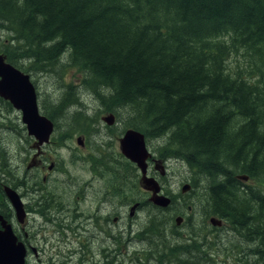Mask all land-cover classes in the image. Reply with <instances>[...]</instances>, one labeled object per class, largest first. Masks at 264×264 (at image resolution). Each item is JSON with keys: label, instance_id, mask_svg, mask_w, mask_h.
<instances>
[{"label": "trees", "instance_id": "trees-1", "mask_svg": "<svg viewBox=\"0 0 264 264\" xmlns=\"http://www.w3.org/2000/svg\"><path fill=\"white\" fill-rule=\"evenodd\" d=\"M2 31L7 63L44 72L68 52L86 87L108 90L97 94L107 112L123 108L137 119L128 128L165 138L168 158L207 180L210 215L255 243L250 257L264 264V193L238 179L264 185V0H0ZM237 53L259 69L261 87L225 74ZM151 209L139 239L161 243L166 223ZM176 244L145 258L164 264L169 247L168 256L183 255L176 264H198L196 242Z\"/></svg>", "mask_w": 264, "mask_h": 264}, {"label": "rangeland", "instance_id": "rangeland-1", "mask_svg": "<svg viewBox=\"0 0 264 264\" xmlns=\"http://www.w3.org/2000/svg\"><path fill=\"white\" fill-rule=\"evenodd\" d=\"M7 37L6 32H0V42L6 44ZM250 60L242 56L241 53L232 54L226 61L227 69L225 74L232 79L242 77L248 84L261 87L263 80L260 81L259 69H256ZM22 63L27 67L28 61L25 60ZM21 71L30 76L31 82L36 89L40 113L43 115L48 113L56 121L57 129L54 131L51 139L52 146L49 159L53 160L56 156L67 158L66 151L57 148L61 145L75 147L77 155H73L72 153V158L68 162V165L74 168L73 172L76 178H87L89 174L87 168H90V165L83 163L85 161L83 157H86L89 152L95 154L94 152L96 150L108 156L109 168L112 169L117 163L118 167L122 169L123 178L126 177L125 181H123V194L119 197L124 206L122 210L123 219L116 225L114 233L111 234V236L117 237V232H122L120 234L121 239L117 237L121 247L116 249L115 243L111 239L107 240L106 244H104L107 247L106 264H159V261L154 257H150L149 259L145 258L147 252L152 253L150 250H153L156 244L163 243L167 247L180 243V241H184L187 244L189 240L197 244L194 260L198 264L255 263V259L250 257V250L254 247L255 243L253 245V243L248 242L246 237L238 233L225 220L223 221V226L219 229L209 224V218L212 215H210L206 202L205 188L207 180L193 173L182 161L172 158L169 159L167 153H164L162 150V147L166 145L165 138L146 140V145L152 154V158L165 166V175L161 177L156 171V178L154 177L161 185V193L165 196H170L172 202L175 201L173 203L171 202V205L165 209L157 208L148 201L151 193L138 187L137 181L139 174L137 170L133 165L128 163L118 150V138L122 132L130 129V127L128 128L130 126V120H137L135 115L129 114L123 108H118L119 110L114 109V112H107L105 107L100 104L97 94L107 96L108 90L106 91L105 88H96L97 93L86 87L83 84L84 76L81 71L70 64L68 52L64 53V56H62L59 64L54 69L44 72L38 71L37 69H27V71H23L22 69ZM88 83H90L89 80L86 84ZM73 96H76L79 100L75 106L66 104L63 114L54 110V106L59 105L64 100L70 99ZM81 96L82 98H80ZM4 101L0 98V184L2 183L1 185L15 188L19 195H21V177L26 166H23L24 153L27 147L32 146L33 138L27 135L26 127L21 121V112L15 110L10 103H4ZM77 113H81L87 119L86 123H82L83 118ZM108 114H112L115 117V124L111 127L107 126L102 120ZM80 130L84 131V133L82 131L80 132ZM79 134L81 135L79 136ZM78 137L84 138L87 144H89L87 140L91 142L93 138V143L91 142L92 144H90L91 147L89 150L84 149L78 151L79 145L76 142ZM71 161L73 164L70 163ZM153 166L150 165L149 170H153ZM4 169L10 172L6 173L3 171ZM54 178L55 176L51 174V179ZM192 181H195L196 185H192ZM34 183L35 180H31L27 185L33 187ZM185 183H189L192 188L189 192L182 194L181 187ZM244 183L249 186H255L258 189L262 188V192L264 193L263 184H259V187H257L258 185L253 180H247ZM52 184L51 181L49 183L47 181L44 182L43 186L49 191ZM128 203H138L139 206L138 211H135L134 219L131 220L128 217V207L130 206ZM152 207L155 208L154 211H157L158 215L166 223L160 228V236L163 234L164 237L161 243L155 237L153 238L155 239L153 243L147 239L145 241L139 239V233L147 225ZM93 210L92 207L91 212ZM0 211H3L4 215L8 217V220L12 223L14 233L21 240L20 224L17 223L13 210L3 197H0ZM178 216L183 219L179 226L175 224V218ZM57 236H55V242ZM108 236H110V233H108ZM203 241L207 242L210 248L208 246H202ZM55 242L53 244H45L46 254L44 256L41 254L37 258L33 255L29 256L26 264H81L78 260V255H76L77 263L70 261L68 246H62L56 252V249L53 248ZM93 250L97 252L95 258L101 259L100 255H98L99 251L102 254L101 247H94ZM115 251H119L120 253L117 258L115 257ZM165 255L168 257L167 249ZM182 256L180 255L179 259H183ZM177 258L171 257V259ZM163 260L165 261V259Z\"/></svg>", "mask_w": 264, "mask_h": 264}, {"label": "flooded vegetation", "instance_id": "flooded-vegetation-1", "mask_svg": "<svg viewBox=\"0 0 264 264\" xmlns=\"http://www.w3.org/2000/svg\"><path fill=\"white\" fill-rule=\"evenodd\" d=\"M4 103L9 102L4 101ZM52 122L55 131L57 125L54 121ZM114 124L115 117L113 124L109 127ZM124 133L122 132L118 138V146L119 139ZM52 136L48 144L42 146L37 145L35 140L32 139V146L27 147L24 153L23 166H26L21 177L20 197L25 216L19 229L22 235L21 241L26 249V262L31 255L36 258L40 254L44 256L46 254L45 244H53L55 236L58 235L53 248L57 252L62 246H68L71 262L77 263L76 255H78L81 264H106L107 247L104 244L107 240L111 239L115 243L116 249L121 247L117 237L121 239L120 234L122 232L118 231L117 237H113L111 234L114 233V228L123 219L122 210L124 206L119 197L123 194V181L126 177L123 178L122 169L118 167L117 163L112 169L109 168L108 156L95 150V154L89 152L86 157H83L85 159L83 163L90 165V168H87L89 173L87 178H76L73 172L74 168L69 167L68 162L72 158V153L75 155L77 150L75 147L61 145L57 148L66 151L67 158L56 156L53 160L49 159ZM78 138L81 139V144L76 139L79 145L78 151L89 150L93 138L91 139L92 143L87 140L89 144L85 143L84 138ZM154 161L151 158L148 162L147 173L149 176L156 178L157 172L155 169H153L154 171L149 170ZM70 163L73 164L72 161ZM128 163L135 167L129 161ZM135 169L139 174L138 169L136 167ZM51 174L55 176L54 179H51ZM31 180H35L33 187L27 185ZM139 180L140 175L137 181L138 187ZM47 181L53 183L49 191L43 186L44 182ZM3 186L0 184L1 198H4ZM131 204L128 205L129 220L134 219V214L139 209L138 206L136 212L130 215L131 207L138 203ZM92 207L93 212H91ZM0 214L11 223L3 211H0ZM108 233H110V236H108ZM97 246L101 247L102 250V254L100 251L98 252L101 259L95 258L97 252L93 248H97ZM115 252L117 258L120 253L119 251ZM178 261H181V259H171L168 256L165 258L164 264H176Z\"/></svg>", "mask_w": 264, "mask_h": 264}, {"label": "water", "instance_id": "water-1", "mask_svg": "<svg viewBox=\"0 0 264 264\" xmlns=\"http://www.w3.org/2000/svg\"><path fill=\"white\" fill-rule=\"evenodd\" d=\"M0 98L8 101L11 106L21 112V121L26 127L27 134L34 138L39 146L48 144L54 130L53 122L42 115L38 108L36 89L31 82L30 76L23 73L5 60L0 54ZM107 125H112L114 117L110 114L104 119ZM80 138H77L79 144ZM119 151L129 162L133 163L139 171V185L151 193L148 201L154 206L165 209L170 206L171 199L161 193V185L154 178L148 175V162L152 154L148 151L145 138L142 133L128 129L119 139ZM154 169L162 177L165 170L162 163L154 161ZM238 179L247 181V176H239ZM191 190L189 183L183 184L182 193ZM3 194L14 212L17 223L23 224L24 210L23 203L18 192L10 186H3ZM135 204L130 209L132 215L137 209ZM182 217L175 218V224L180 225ZM209 223L213 227L222 226V220L211 217ZM26 249L18 236L14 233L12 224L0 214V264H26Z\"/></svg>", "mask_w": 264, "mask_h": 264}, {"label": "bare ground", "instance_id": "bare-ground-1", "mask_svg": "<svg viewBox=\"0 0 264 264\" xmlns=\"http://www.w3.org/2000/svg\"><path fill=\"white\" fill-rule=\"evenodd\" d=\"M61 75V74H60ZM37 76V75H36ZM38 77V76H37ZM64 88V87H63ZM78 89V88H77ZM76 89V90H77ZM67 90V89H66ZM77 92V91H76ZM75 93V92H74ZM64 94V93H63ZM77 94V93H76ZM62 96V95H61ZM79 96V95H78ZM80 98H82V96L80 97ZM85 99V98H84ZM42 101V100H41ZM44 101V100H43ZM85 102V101H84ZM47 104V103H46ZM50 104V103H49ZM3 110V109H2ZM4 111V110H3ZM103 112H104V110H103ZM5 114V113H4ZM97 118V117H96ZM9 120V119H8ZM122 120V119H121ZM85 126V125H84ZM1 129V128H0ZM16 129V128H15ZM55 129V128H54ZM85 130V129H84ZM18 131V130H17ZM82 130H80V132H81ZM83 133H84V131H82ZM16 135V134H15ZM81 134H79V136H80ZM14 136V135H13ZM21 137V136H20ZM84 137H86V135H84ZM30 138V137H29ZM164 141V140H163ZM159 142V141H158ZM162 142V141H161ZM160 142V143H161ZM163 145V144H162ZM165 147V146H164ZM20 152V151H19ZM21 158V157H20ZM170 159V158H169ZM166 160H168V159H166ZM172 160V159H171ZM21 167V166H20ZM20 172V171H19ZM13 174V173H12ZM4 180V179H3ZM10 180V179H9ZM2 184V183H1ZM19 185V184H18ZM192 188V187H191ZM126 189V188H125ZM166 190V189H165ZM183 194V193H182ZM185 194V193H184ZM168 195V194H167ZM170 195V194H169ZM150 196V195H149ZM179 197V196H178ZM188 197V196H187ZM169 198H170V196H169ZM172 198V197H171ZM176 198V197H175ZM175 201V200H174ZM173 201V202H174ZM194 201V200H193ZM172 202V203H173ZM195 203V202H194ZM175 205V204H174ZM195 205V204H194ZM196 206V205H195ZM198 207V206H197ZM172 208V207H171ZM162 211H165V210H162ZM16 225V224H15ZM16 227H17V225H16ZM225 230V229H224ZM143 230H141V232H142ZM210 231V230H209ZM229 232H231V231H229ZM20 233V232H19ZM138 234V233H137ZM177 245V244H176ZM172 246H173V244H172ZM168 249H169V247H168ZM167 249V250H168ZM169 253H170V251H169ZM141 254V253H140ZM60 255V254H59ZM139 259H140V257H138ZM46 260V259H45ZM144 260H146V259H144ZM153 261V260H152ZM146 263V262H145ZM149 263V262H148ZM157 263V262H156Z\"/></svg>", "mask_w": 264, "mask_h": 264}]
</instances>
